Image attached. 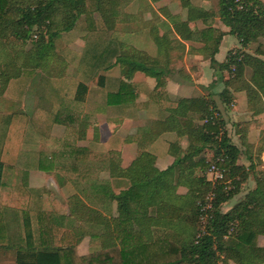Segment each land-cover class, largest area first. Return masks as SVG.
Instances as JSON below:
<instances>
[{"label":"trees","instance_id":"trees-1","mask_svg":"<svg viewBox=\"0 0 264 264\" xmlns=\"http://www.w3.org/2000/svg\"><path fill=\"white\" fill-rule=\"evenodd\" d=\"M129 2L0 0V49L7 43L12 46L26 41L35 34L36 42L26 49L24 58L33 61V66L45 65L52 59L54 39L62 31L71 30L76 19L84 14L85 25L89 28L86 56L91 55L92 62L83 65L79 75L83 70L86 75L82 76L95 77L99 84L105 79L101 71L118 63L121 74L129 69L139 70L157 80L168 75L174 62L182 58L183 42L174 44L171 37L168 40L151 33L157 45V53L152 55L118 41L120 48L113 37L102 36L97 30L98 20L93 17L96 12L102 15L107 27H112V19L118 14L122 12L124 18L129 15L124 12ZM180 2L187 8V19L175 21L172 30L182 39L197 38L202 49L208 52L210 64L229 73L224 87L217 94L221 102L227 105L229 98L235 97L231 89L244 90L247 109L252 114L264 112V58L261 57L264 56V3L261 0H218L216 11L195 7L191 0ZM209 14L219 15L229 27L228 32L234 33L242 46L258 41L254 52L236 47L228 50L223 61L215 60L213 54L223 31L208 27L193 33L187 23L189 19L208 17ZM98 41L105 48L98 50L97 44L95 51L91 46ZM126 46L131 48L132 54L127 53ZM115 51H118L116 55ZM14 62L9 65L1 61L5 67L0 68V81L9 87L12 98L19 99L32 70H21ZM62 63L61 72L67 67L65 58ZM96 66L97 73L93 76ZM49 76L42 77L38 93L41 102L37 116L32 119L44 137L50 134V126L56 122L63 124L66 134L70 135L65 134L54 147L49 146L44 138L29 157L34 159L32 165L39 169L56 170L58 182L68 187V213L38 205L35 201L37 195L25 187V170L21 169L18 182L9 186L7 173L19 164H9L1 156L0 245H6L9 239L5 210L13 208L20 214L17 232L23 243L15 249V264H218L219 257L225 263L233 260L236 264H264V246L256 244V237L264 235V172L253 176L255 187L248 190L242 199L227 211L221 209L222 202L236 192L235 186L236 189L239 186L237 175L245 178L252 172L254 158L260 161V153L254 158L248 153V167L238 162L241 148L222 129L220 124L224 120L220 119L222 116L214 96L203 94L177 98L164 118L152 120L144 133L132 136L137 141L138 152L128 166H122L121 153L117 148L101 152L76 144L78 139L86 138L88 124V115L79 117L69 107V101L76 98L79 80L68 78L67 82ZM116 84L112 87L114 90L108 91V99L121 102L132 97L133 85L130 82L119 79ZM150 95L157 97L158 92H150ZM15 115L26 119L21 111ZM204 118L205 121L196 122V119ZM166 130L175 131L177 136L168 142V151L174 159L166 168L158 169L154 166L155 154L148 145ZM183 136L188 142L185 147L179 144ZM94 138H97V133ZM258 141H262L258 148L262 152L264 133ZM7 150L0 147L2 155ZM206 150L212 151L211 163L206 155H201ZM212 163L222 173L215 184L205 174L206 167ZM194 167L198 168L196 174L184 175V170ZM102 171H108L109 178L116 184L118 179H127V185H119L120 189L116 191L109 178L100 176ZM229 184L234 186L226 188ZM179 186L186 187L180 202L160 197L164 191L178 193ZM208 193L213 195L209 199L206 198ZM206 201H209V207L204 206L208 203ZM158 206L163 212L159 216ZM205 212L208 218L203 229L198 234L187 236L185 229L195 226L197 217ZM79 221L98 226L99 248L83 254L76 252L75 246L82 239ZM243 247H246L245 253L241 249Z\"/></svg>","mask_w":264,"mask_h":264},{"label":"crops","instance_id":"crops-1","mask_svg":"<svg viewBox=\"0 0 264 264\" xmlns=\"http://www.w3.org/2000/svg\"><path fill=\"white\" fill-rule=\"evenodd\" d=\"M261 1L264 3V0ZM213 2L214 0H191V4L193 6L205 10L212 8L211 5ZM144 6L141 5L139 7L140 9L142 7L139 16L143 19L154 17L155 19L159 18L164 21V18L168 16L170 19V25L177 20L187 19V8L182 6L180 0H146ZM207 16L208 17L204 16L189 19L187 23L191 30H194V32L196 31L195 33H198L199 30L208 27L223 31L218 48L213 54V58L215 60L223 61L226 58L228 50L236 47H241L249 52H254L251 51L250 47L255 41L250 42L247 46H242L237 36L234 33L228 32L229 27L223 23L219 15L209 14ZM93 17L95 18V14ZM147 31L148 30L145 29V32ZM77 33L78 34L74 36L73 39L66 43L65 49L62 52V55L67 62V69L74 66V60L77 55H81L80 59L77 56V59H79L77 65L79 70L86 63L92 62V56H86V39L81 33ZM170 36L173 40L172 43H184L182 58L177 59V61L174 62V65L179 63L184 65L181 72H175V70H173V72H169L168 75H162L156 80L154 77L139 70H132V72L128 71L125 74H118L116 72L117 66L114 64L108 69L101 71V73L105 75V79H103L102 83L99 84L95 77L87 78L76 74V72H74L76 75H67V73L65 77L61 78L67 82L69 81L68 78H75L79 81L88 83V85L90 84L88 87L96 89L94 92L88 93L83 102L75 100V92L73 93V97L75 99L73 98L69 101V107H71L79 117L88 115L86 138L78 139L76 141L77 145H86L97 150V146L100 145L103 147L104 151H107L110 148H117L121 153L122 166H128L136 157L138 152L137 141L132 139V136L135 134L140 135L143 131L148 129L152 120L164 118L168 113V108L175 104L177 98L203 94L206 96L212 95L215 98L218 96V92L225 85L224 80L229 76L228 72L219 71L210 64V56L204 48L202 49L201 43L197 42V38L192 40L182 39L181 37L179 38L175 31H172ZM140 38L143 39L142 37ZM79 40L81 41V44L78 42ZM144 40L141 42L142 44H140L139 47L145 49L152 55L156 54V43H153L151 40L149 42H147L146 39ZM97 44H99L98 50L105 48L104 44L101 41H98L91 46H94L95 51H97ZM81 47L83 48V53L80 52L82 50ZM261 57L264 58V56ZM119 79H123L133 85L132 97L121 102L120 100L112 101L107 98L108 91L114 90L112 87L117 85L116 81ZM91 84L94 86H91ZM150 92H158V95H156L157 97L151 96ZM231 92L234 94V100L237 101V104L231 102L233 108L232 110L230 109L229 112H232L235 116L237 115L235 109H244L249 117L250 134L257 133L258 135L262 127H264V112L256 115H250L247 109V101L244 90L231 89ZM12 100L19 102L20 98H14ZM223 105L226 104L223 103ZM200 121H203V119H196V122ZM90 123L93 124L91 134L88 132ZM54 127H62V133L59 136H65V126L57 122L50 126V135L52 134L51 129ZM95 133H97V138H94ZM176 138L177 136L175 131L166 130L148 145V149L155 154L154 166L158 169H164L172 163L174 156L168 151V142ZM187 143L186 137L183 136L180 138L179 144L182 147H185ZM196 168L197 167L186 169L184 170V173L189 175L191 171L197 173ZM21 169L26 171V189L37 195L35 201L39 204L44 202L45 195L49 191V177L54 179L57 187L60 190H63L67 197L69 192L68 187L61 185L58 182L55 175L57 173L56 170L47 171L39 169L35 165H29L21 168L19 165H16L14 170L18 176L20 175ZM185 191V186L178 187V192L184 193ZM66 205V210L63 213H68V203ZM42 207L44 209H48L44 205H42Z\"/></svg>","mask_w":264,"mask_h":264},{"label":"rangeland","instance_id":"rangeland-1","mask_svg":"<svg viewBox=\"0 0 264 264\" xmlns=\"http://www.w3.org/2000/svg\"><path fill=\"white\" fill-rule=\"evenodd\" d=\"M146 0H130V4H127L124 12H128V16L124 18L122 12L117 15V17L112 19V27H107L106 21L103 19L102 15L98 12L95 13V17L98 20L97 22V30L98 32L102 33V36H110L113 37L116 41V43L119 41L121 44L128 45L133 49L135 48H141L139 47L141 42H143L144 39L149 42L150 40L155 43V40L152 37L151 33H154L156 36H163L166 37L168 40L171 37L170 33L174 30V22L172 25L169 24V17L166 16L164 21L163 19H155L154 17H148V18H142L139 16L140 11L142 10L139 8L141 5L144 6ZM212 8L217 11L219 8L218 0H214L212 3ZM145 7V6H144ZM123 16L124 19L121 17ZM84 14H81L75 22L74 27L71 30L68 31H62L59 37H56L52 43L53 51L51 52L52 59L49 60L45 65H36L33 66V61H28V58H24V53L27 48H30L34 45L36 42L37 36L34 34L30 36L26 41H20L15 43L14 45H10L7 43L3 49H0V68L5 67L1 64V61L7 62V64L12 65V62L15 63V65L20 66L21 70L24 69H30L32 70V73L30 74L29 78L27 79L26 85L21 93V97L19 102L14 101L11 97L9 87L0 81V147L7 148V152L2 155L0 153V157L3 156L6 161L14 165L19 164L21 166L19 167H25V165H32L34 162V159L29 157L30 152H36L38 149L40 143L44 140V138L47 141V144L51 147L57 146L60 142V140L63 138V136H59L62 133V127H54L51 129V135L49 134L47 137H44L41 129L38 128V126L34 123V120L32 118H35L37 116L38 111V105H40L39 101L41 102V98L39 99L40 94L39 88L41 84V80L43 76H48L55 79H61L67 75H76L79 74L78 69V61L81 58V55H77L79 59H77V56L74 60V66L70 67V69H67L66 67L63 70V55L62 52L65 49L66 43L69 42L71 39L74 38L79 32L82 34V36L86 39H88V31L89 28L85 25V19ZM178 21V20H177ZM145 29L148 31L145 32ZM152 29V32L150 31ZM96 31V29H94ZM171 30V31H170ZM193 33L194 30H192ZM71 32V33H70ZM178 35V34H177ZM115 36L118 38H115ZM179 36V35H178ZM142 37L143 39H141ZM180 38V36H179ZM195 39L193 36L191 38ZM81 44V41H78ZM145 42V40H144ZM173 42V40H172ZM118 44V43H117ZM119 45L120 48L122 46ZM258 41H255L252 43L250 49L251 51H254L255 47L257 46ZM87 47V45H86ZM129 47V49L126 46V50L128 54H132V50ZM82 48V47H81ZM142 49V48H141ZM81 50V49H80ZM145 50V49H144ZM83 53V48L80 51ZM115 55L118 53V51L114 52ZM81 54V53H80ZM13 59V61H10V59ZM48 60V59H47ZM183 64V63H182ZM117 66L116 72L118 74H121V71L119 72L120 65L117 63L115 64ZM32 68V69H31ZM97 66L94 68L92 75L94 76ZM172 72L175 70V72L178 69H183L184 65H181V63L172 65ZM61 70V71H59ZM128 71L132 72V69H129ZM127 71V72H128ZM76 72V74L74 73ZM126 72V73H127ZM179 72V71H177ZM228 72V71H227ZM48 74V75H47ZM86 73L81 70L80 75ZM229 74V73H228ZM249 74V70H247V75ZM91 75V74H90ZM91 75V76H92ZM90 76V77H91ZM86 77V76H84ZM199 85V84H197ZM88 83L84 81H79L78 89L76 91V99L77 101L83 102V100L86 98L88 93L94 92L96 89L88 87ZM91 86H94L91 84ZM200 86V85H199ZM215 101L217 103V106L220 110V116H222L220 119L224 120L223 124H220L222 129H224L227 133V135L230 137L231 141L237 144L241 148V153L238 158V162L243 164L244 166H247L250 164L249 158L247 157L248 153H251V156L254 158L257 153H260V161H257L256 158H254L253 161V167L252 172L247 173V176L244 178L240 174L237 175L236 180H239V186L236 189V186L234 187L236 192L226 201L222 202L221 209L223 211H227L229 208H231L233 205H235L240 199H242L245 195V193L255 187V179L253 176H256L257 173H260L261 171L264 172V150L262 152H259L258 148L261 146V142H259V138L261 134L264 133V127L260 130V133L257 135V133L250 134V123H249V117L247 116V112L244 111V109L236 110L235 112L237 115H233L232 112H229L230 109L232 110L233 106L231 102L236 103L237 101L234 100V97L232 96L229 98V101L227 102V106L223 105V102H221V98L216 96ZM76 102V101H75ZM79 103V102H78ZM244 108V107H243ZM19 111L23 112L26 116V119H24L22 116L18 115L16 116L15 113ZM240 113H239V112ZM28 112V113H27ZM30 113V114H29ZM248 113L250 115H253L250 110H248ZM214 114H216L214 112ZM218 115V114H216ZM256 115V114H254ZM224 116V117H223ZM211 117V116H210ZM235 118V119H234ZM206 118L203 119L205 121ZM202 122V121H200ZM227 122V124H226ZM92 126L93 124H89V134L92 133ZM88 127V126H87ZM257 130V129H256ZM87 131V128H86ZM253 132V131H252ZM257 132V131H256ZM263 132V133H262ZM65 133H68L65 130ZM87 133V132H86ZM68 135V134H66ZM70 135V134H69ZM68 135V136H69ZM15 136V138H14ZM245 140V141H244ZM248 142H247V141ZM254 140V141H251ZM14 141V143H13ZM245 142V143H244ZM259 142V143H258ZM250 149L248 148V145ZM16 144V146H14ZM13 145V146H12ZM13 149L11 150L10 148ZM98 150L101 152H105L103 150L102 146H97ZM202 156L206 155V158L210 160L209 163L213 162L212 160V151L206 150L203 153H201ZM259 155V154H258ZM30 158V160H28ZM126 162V160L124 159ZM214 165V163L210 164V166L206 167V177L209 179L212 184H215L217 181L216 179L220 176L219 168H212L211 166ZM197 172H198V168ZM10 170V169H9ZM189 173V172H188ZM191 173H194V171L190 172V175H193ZM7 184L9 186L15 185L18 182L19 176L14 170V168L11 169V172L7 173ZM187 173H184L186 175ZM196 174V173H194ZM100 176L102 178H109L108 171H102L100 173ZM186 176H189L187 174ZM110 179V178H109ZM112 181L113 188L118 191L120 189V186L127 185V179H118V182L116 184V181L113 179H110ZM121 182L119 183V181ZM49 191L46 193L44 202L38 205H44L49 210H53L59 213H63L66 210V195L63 190H60L54 179L52 177L48 178ZM120 185V186H119ZM234 185H227L226 188H231ZM180 193V194H178ZM178 193H172V192H162V195L160 196L163 200L170 201V202H180L182 200V196L184 193L178 192ZM206 195V194H205ZM212 193H208L206 195V198L209 199V197H212ZM205 199V196L203 197ZM88 201L90 200V197L86 198ZM206 200V199H205ZM42 202V200H41ZM204 206L209 207V201H206ZM36 205V204H35ZM203 209V206L201 207L200 211ZM162 207L158 206L157 215H162ZM5 216L8 221V234L9 239L8 243L6 245H0V264H15V253L16 248L23 244L18 239V221L20 219V214L16 212L13 208H6L5 210ZM195 221V226L186 228L185 232L188 233L187 236H191L193 234H198L199 230H202L205 226V223L208 218V213H202L200 214ZM80 224V234L82 236L81 241L79 244H76V252L79 254L87 253L92 250H95L99 248L100 246V240H99V232L100 229H98L97 225H91L89 223H84L82 221H79ZM82 231V232H81ZM63 245V243H61ZM256 244L259 246H264V236L263 234H259L256 237ZM242 251L245 253L246 247L241 248ZM221 258L218 259V264H236L233 260H228V262H221Z\"/></svg>","mask_w":264,"mask_h":264},{"label":"built area","instance_id":"built-area-1","mask_svg":"<svg viewBox=\"0 0 264 264\" xmlns=\"http://www.w3.org/2000/svg\"><path fill=\"white\" fill-rule=\"evenodd\" d=\"M211 167H212V168H215V167H216V168H219V167H217L215 164H214V165H212ZM219 172H220V174H218V175H220V176H221V175H222V173H221V170H220V169H219ZM220 176H219V177H220Z\"/></svg>","mask_w":264,"mask_h":264}]
</instances>
